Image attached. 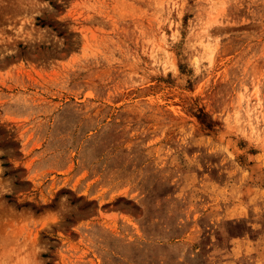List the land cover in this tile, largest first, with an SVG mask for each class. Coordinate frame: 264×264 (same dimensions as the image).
<instances>
[{"label":"rangeland","instance_id":"1","mask_svg":"<svg viewBox=\"0 0 264 264\" xmlns=\"http://www.w3.org/2000/svg\"><path fill=\"white\" fill-rule=\"evenodd\" d=\"M0 264H264V0H0Z\"/></svg>","mask_w":264,"mask_h":264}]
</instances>
